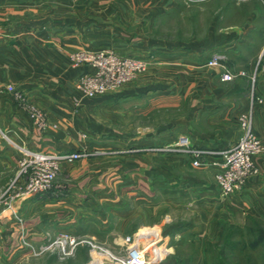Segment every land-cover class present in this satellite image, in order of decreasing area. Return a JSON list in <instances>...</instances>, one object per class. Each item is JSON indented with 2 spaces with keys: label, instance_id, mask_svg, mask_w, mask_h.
<instances>
[{
  "label": "crops",
  "instance_id": "1",
  "mask_svg": "<svg viewBox=\"0 0 264 264\" xmlns=\"http://www.w3.org/2000/svg\"><path fill=\"white\" fill-rule=\"evenodd\" d=\"M133 1L0 0V192L17 172L18 147L117 151L187 137L196 146L226 149L242 134L239 118L249 110L254 75L262 100L254 108V128L264 142V0L211 2L214 17L206 31L184 41L143 36L175 3ZM85 48L134 58L153 53L158 61L111 96L84 98L76 83L88 67L73 66L71 55ZM214 53L226 56L222 67L207 65ZM225 71L237 77L225 82ZM9 86L45 113L46 129L34 125ZM175 109L176 118L152 128L154 112ZM189 162L119 153L63 164L49 192L14 203L17 217L0 206V264H92L85 244L65 258L41 248L68 233L119 251L139 227H167L165 217L183 208L197 214L193 232L204 242L219 241L223 221H264L263 158H257L260 174L226 197L213 168L172 184L171 169L186 174L194 170ZM174 186L178 195L171 196Z\"/></svg>",
  "mask_w": 264,
  "mask_h": 264
},
{
  "label": "built area",
  "instance_id": "2",
  "mask_svg": "<svg viewBox=\"0 0 264 264\" xmlns=\"http://www.w3.org/2000/svg\"><path fill=\"white\" fill-rule=\"evenodd\" d=\"M73 66H86L87 71L77 80L76 89L87 98L102 96L109 91L122 88L145 73L148 68L157 63L158 58L153 53L144 58L127 57L110 49H82L71 55ZM226 56L214 53L207 65L219 68L224 65ZM243 75V73L239 74ZM237 75L225 71L222 80L233 81ZM255 75L252 78L249 110L240 116L242 134L240 138L226 149L208 148L193 145L189 138L182 137L174 144L126 150H87L62 152H43L27 147H18L20 158L15 176L0 192V206L17 214L13 208L17 200L49 192L61 172L63 164L101 155L119 153H153L172 152L185 153L192 158L195 168H213L216 185L222 196L226 197L243 190L247 179L260 174L257 158L264 156V143L254 128V108L262 100L255 95ZM16 99L23 102L34 125L46 129L47 116L36 105L26 100L23 94L15 92L9 86ZM57 128V125H53ZM5 136V135H4ZM6 137V136H5ZM163 237L158 231L145 229L138 235L127 238L131 242L124 256L112 255L106 249L99 247L91 240L73 234L60 233L48 244L42 246L41 252L58 250L62 258L73 255L80 245L91 248L92 264H156L159 259V249H163ZM160 246L158 247L157 245ZM148 251V252H146Z\"/></svg>",
  "mask_w": 264,
  "mask_h": 264
},
{
  "label": "rangeland",
  "instance_id": "3",
  "mask_svg": "<svg viewBox=\"0 0 264 264\" xmlns=\"http://www.w3.org/2000/svg\"><path fill=\"white\" fill-rule=\"evenodd\" d=\"M128 2H132L133 0H127ZM173 3H175L174 8L169 7H163L164 12L159 15V17L156 20V23H154V26L145 32L146 37H151L153 39L158 40H192L195 36L199 37L202 35L206 28L213 19V6H210L211 2L215 5V3H221L224 4L229 2H241V0H169ZM243 1V0H242ZM89 2H97V0H89ZM134 3V1L132 2ZM166 3V0H164L163 4ZM216 3V4H217ZM131 29L134 31L137 29V27H131ZM111 50V49H110ZM226 62V61H225ZM139 78V77H138ZM131 81L130 83L135 82ZM128 83V84H130ZM14 91L16 92L15 88L11 86ZM255 87V86H254ZM115 91V90H114ZM114 91H109L105 93L102 96L98 97H105V96H111ZM255 95L256 89H255ZM81 97V95H80ZM87 98V97H84ZM92 99V98H91ZM27 100V98H26ZM28 101V100H27ZM177 117V110H169V111H162L159 110L158 112H154L153 115L148 118V121L150 125L152 124V128H157L158 126L167 123V121L170 119H174ZM264 143V142H263ZM158 146V145H156ZM161 146V145H160ZM155 147V146H154ZM155 155H165L169 157H183L190 159L189 164L191 165L192 170L191 172H187L186 174H181L176 171V169H171L170 172V181L172 184H179L182 182L185 177L192 178L196 177L197 175L195 172L198 171H211L212 168L204 167V168H195L192 165V158L185 153H172V152H153ZM263 158L264 156L258 157ZM173 171V172H172ZM59 178V175L57 176ZM56 178V180H57ZM55 180V181H56ZM54 181V182H55ZM178 187L174 186L171 187V196L178 195ZM172 198V197H171ZM160 201V199H159ZM171 208L172 204H171ZM140 209V208H139ZM175 211V214H169L165 217L167 221H169V225L167 227H156V226H141L139 227L133 234L127 236L125 238V245L122 247L119 251H111L108 248H106V245L100 246L101 248L106 249L109 253L112 255H118V256H124L127 253L128 247H130L131 242L127 241V238H132L136 235H138L139 232L145 230V229H153V231H158L162 234L163 237V244L165 241L167 243L164 244L163 249H159V259L162 260L160 263L156 264H186L187 261L189 264H194V262H201L206 260L208 258L207 255L209 253L211 256H217L218 252L217 249H214L211 244V242H204L201 238H196L194 234V221L197 216L195 211L191 208H183L179 211ZM238 223L240 224H233V223H226L221 222V230L222 232L232 226L236 225L243 229V233L245 235V240L249 242L250 248L249 252L251 253V256H253L254 261L257 264H264V243H261V245H254L253 242L258 241V239L254 236L258 230L264 231V221L259 224L257 223L254 218H247L243 219L240 218ZM167 228V229H166ZM250 233V234H249ZM237 240H241V238H238ZM158 247L160 246L157 245ZM148 252V251H146ZM205 256V259H204ZM218 261L221 262L220 259Z\"/></svg>",
  "mask_w": 264,
  "mask_h": 264
},
{
  "label": "trees",
  "instance_id": "4",
  "mask_svg": "<svg viewBox=\"0 0 264 264\" xmlns=\"http://www.w3.org/2000/svg\"><path fill=\"white\" fill-rule=\"evenodd\" d=\"M257 223L261 224L263 221L254 219ZM250 234V233H249ZM254 236L258 241L253 242L254 245H261L264 243V231L258 230ZM243 229L232 225L226 228L216 244H211L214 249H217L218 255L211 256L209 253L208 258L204 264H257L251 253L249 252L250 244L245 240ZM241 238V240H237ZM218 259L221 260L218 261Z\"/></svg>",
  "mask_w": 264,
  "mask_h": 264
}]
</instances>
